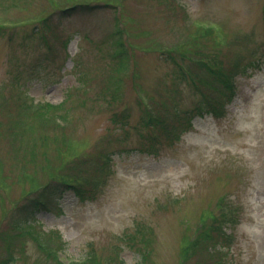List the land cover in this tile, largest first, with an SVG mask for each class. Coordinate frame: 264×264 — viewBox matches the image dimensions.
Wrapping results in <instances>:
<instances>
[{"label":"rangeland","instance_id":"1","mask_svg":"<svg viewBox=\"0 0 264 264\" xmlns=\"http://www.w3.org/2000/svg\"><path fill=\"white\" fill-rule=\"evenodd\" d=\"M77 3L93 12L58 13ZM117 31L127 66L111 58ZM168 52L183 67L262 66L235 78L225 117L152 143L142 118L193 98ZM99 147L118 152L94 201L66 193L8 224L46 183L88 187L70 163ZM216 225L223 259L264 264V0H0V264H211L191 245ZM137 228L150 238L130 246Z\"/></svg>","mask_w":264,"mask_h":264},{"label":"trees","instance_id":"2","mask_svg":"<svg viewBox=\"0 0 264 264\" xmlns=\"http://www.w3.org/2000/svg\"><path fill=\"white\" fill-rule=\"evenodd\" d=\"M93 8L94 6L89 4L77 3L59 10L58 13L82 14L93 12ZM113 17L117 20L116 14ZM113 34L115 35V45L111 51V58L118 59L120 63L127 66L130 51L127 47L125 37H122L121 31ZM165 57L170 58L173 64V74L177 83H187L192 88L193 98L187 106L180 105L178 102L175 103L178 105L169 104V107L164 109L160 114L148 115L142 118L143 127L149 132L147 138L152 143L157 142L155 137L150 135V132L155 130L157 131V138L172 143L177 141L181 135L191 128V122L196 116H210L215 119L225 117L227 113L226 106L234 99L236 94L235 78L261 68V61L254 62L251 60H233L227 65L222 66L208 63L195 65L186 62V67H183L181 61H184V59L176 58L169 52L166 53ZM193 75H196L200 82L194 81L192 79ZM24 106L25 108L29 107L28 104H24ZM49 106L52 108L50 109L52 112L58 108L53 104L47 105L48 108ZM36 113L44 116V112L41 110H37ZM45 117L50 118L46 115ZM120 117L127 118L128 113H125L124 116L123 113H120ZM25 128L30 129V126H26ZM137 149L140 150L138 146ZM116 152L118 151L108 150L106 147H99L94 153L87 156L90 159H86V157L73 159L70 163L71 172L89 176L91 178L90 185L84 187L81 184L64 181L46 183L11 211L8 224L12 227H19L26 219L33 217L37 213L49 210L51 205L66 193L73 195L78 200L80 198H89V200L94 201L98 196V189L101 186L102 177H105L107 172H112L114 154ZM233 219L232 211H227L224 221H232ZM216 227L215 229L211 228L197 235L191 246L196 250L203 249V257L211 260V264H230L223 259V247L227 243L229 235L222 231L219 226L216 225ZM146 230L145 228H137L131 232L127 237L129 245L134 246L137 243L139 240L138 234L141 231L150 238V234L145 232ZM215 231L218 232L214 233ZM9 250L11 251V249ZM10 258L11 254L8 253L4 257L2 264H7ZM135 264H143L142 257Z\"/></svg>","mask_w":264,"mask_h":264}]
</instances>
